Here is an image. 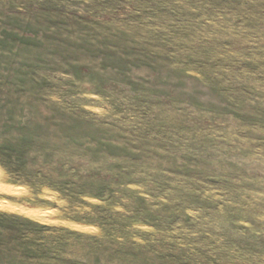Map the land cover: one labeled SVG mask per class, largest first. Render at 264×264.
Returning <instances> with one entry per match:
<instances>
[{"label": "rangeland", "instance_id": "374dc122", "mask_svg": "<svg viewBox=\"0 0 264 264\" xmlns=\"http://www.w3.org/2000/svg\"><path fill=\"white\" fill-rule=\"evenodd\" d=\"M0 264H264V0H0Z\"/></svg>", "mask_w": 264, "mask_h": 264}, {"label": "bare ground", "instance_id": "6f19581e", "mask_svg": "<svg viewBox=\"0 0 264 264\" xmlns=\"http://www.w3.org/2000/svg\"><path fill=\"white\" fill-rule=\"evenodd\" d=\"M3 186L6 187V188H8V189H13V190L19 188V187L15 186V185H10V184L9 185H6L5 184Z\"/></svg>", "mask_w": 264, "mask_h": 264}]
</instances>
